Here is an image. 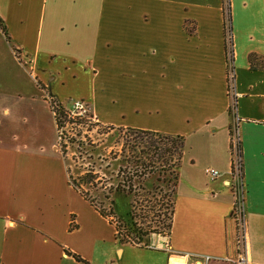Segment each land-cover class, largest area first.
<instances>
[{
    "label": "crops",
    "instance_id": "0c3cea01",
    "mask_svg": "<svg viewBox=\"0 0 264 264\" xmlns=\"http://www.w3.org/2000/svg\"><path fill=\"white\" fill-rule=\"evenodd\" d=\"M259 8L261 22L238 35L223 0H0V264H235V117L242 264H264V69L247 59L264 56ZM50 100H82L103 125L184 137L168 234L150 247L118 240L68 181Z\"/></svg>",
    "mask_w": 264,
    "mask_h": 264
},
{
    "label": "trees",
    "instance_id": "16d2710c",
    "mask_svg": "<svg viewBox=\"0 0 264 264\" xmlns=\"http://www.w3.org/2000/svg\"><path fill=\"white\" fill-rule=\"evenodd\" d=\"M223 3L225 17L229 22V0H223ZM0 27L7 35L1 19ZM228 51L226 44V54ZM247 59L250 69H264L263 55L251 52ZM56 109L57 115L54 117L59 127V117L66 119L67 115L61 104L57 103ZM118 128L126 137L119 155L113 157L120 161L116 176H120L121 182L111 185L108 193L101 192L102 197L108 200L109 212L102 207L100 201L91 196L89 190H83L79 183L72 181L69 173L68 181L95 210L114 224L116 237L120 242L150 247L152 234L170 232L178 169L184 154V137L132 127ZM97 178V172L89 169L83 175V183L89 189L96 190ZM145 186L150 189L146 194H142ZM112 193L122 194L127 197V202L110 198L108 194ZM110 215H113L115 220Z\"/></svg>",
    "mask_w": 264,
    "mask_h": 264
},
{
    "label": "rangeland",
    "instance_id": "374dc122",
    "mask_svg": "<svg viewBox=\"0 0 264 264\" xmlns=\"http://www.w3.org/2000/svg\"><path fill=\"white\" fill-rule=\"evenodd\" d=\"M234 1V0H233ZM236 1V0H235ZM246 5L240 6L242 10H238L233 6L232 0L230 4V19L234 17L237 24V34L246 35L245 28L252 29L257 26L263 17L260 14L259 0H245ZM235 12V15H233ZM252 32L249 30L247 34ZM232 37V34L230 32ZM249 40V39H247ZM227 44V41H226ZM232 44V39H231ZM228 49L229 48V44ZM232 48V47H231ZM233 49V48H232ZM53 103H55L53 101ZM57 104V103H56ZM60 126L57 127V132H60L61 140L58 142V150L66 161L67 170L72 177V181L80 184L83 190H89L92 197L102 203V207L109 212L108 200L102 197V193H108V188L111 185L121 182L120 176H116L119 159H113L114 156L119 155L123 141L126 137L119 128L103 125L95 120L81 119L75 117L72 119L61 118ZM123 166L126 164H122ZM89 169L97 172L98 187L96 190L89 189L83 183V175ZM141 192L146 194L150 188L145 186ZM102 192V193H101ZM110 198L118 199L121 202H127V197H123L120 193L108 194ZM123 198V199H122ZM113 216V215H112ZM110 215V217H112ZM114 219V217H112ZM115 220V219H114ZM165 236L166 233L152 234L153 236Z\"/></svg>",
    "mask_w": 264,
    "mask_h": 264
},
{
    "label": "built area",
    "instance_id": "2783aa9c",
    "mask_svg": "<svg viewBox=\"0 0 264 264\" xmlns=\"http://www.w3.org/2000/svg\"><path fill=\"white\" fill-rule=\"evenodd\" d=\"M227 44H229V51L227 53L228 59V90L232 92V79H233V68H232V44L230 32L226 35ZM232 101L230 103V110L234 112L235 110V99L234 94L231 95ZM50 105L54 116L57 115V104L51 102ZM64 108V107H63ZM67 118L72 119L79 117L81 119L95 120L92 113L90 112L86 103L82 100H73L69 107L64 108ZM236 115V114H235ZM57 140L60 142L61 135L57 132ZM230 161H231V181L230 185L234 193V204L232 217L235 225L234 234V248L237 252V259L235 264H242L244 260V185H243V172H242V158L240 149V138L238 133V119L234 118V124L230 129ZM205 173L214 178L218 175V170L214 168H206Z\"/></svg>",
    "mask_w": 264,
    "mask_h": 264
}]
</instances>
